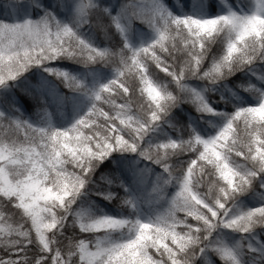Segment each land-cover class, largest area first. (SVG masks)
I'll return each instance as SVG.
<instances>
[{"label":"snow or ice","instance_id":"1","mask_svg":"<svg viewBox=\"0 0 264 264\" xmlns=\"http://www.w3.org/2000/svg\"><path fill=\"white\" fill-rule=\"evenodd\" d=\"M228 77L247 96L225 111L205 91ZM89 191L129 211L83 210ZM0 205V264H264V0H0Z\"/></svg>","mask_w":264,"mask_h":264},{"label":"trees","instance_id":"2","mask_svg":"<svg viewBox=\"0 0 264 264\" xmlns=\"http://www.w3.org/2000/svg\"><path fill=\"white\" fill-rule=\"evenodd\" d=\"M41 2L45 6H51L53 0H41ZM85 2H87V0H85ZM167 2L171 5L172 3H174V0H167ZM183 3L185 6V10L187 11L197 10V0H183ZM140 32H141V35L133 37V42L138 43L141 39L146 41L149 38H151V35H152L151 30L148 29L147 26H141ZM71 65H72L71 61H61L60 62L61 67H69ZM71 70L81 73L87 79H91V75L89 73H86L83 67L80 65H75L74 67L71 68ZM110 74H111L110 72L105 71L102 78L106 79L108 78V76H110ZM235 76L240 79V82H242L244 79H251L252 81L257 80V78L255 76H252L251 73H245L244 76H241V73H236ZM233 79H234L233 77H228L227 82L220 81V82H217L216 84L211 85L210 90L205 91L206 96L209 98V102L213 103L214 106L217 104L224 106V110L228 111L231 109V105L230 104L225 105L226 100L231 99L233 102H235L241 98L246 97L247 93L244 91V89L239 88L235 83H233ZM55 82H58V84ZM189 83H191L193 86L197 88H203L205 84L204 81H189ZM52 91L53 93L54 91H58L56 92V94H67L70 90H67L62 83L53 79ZM221 97H224V99H221ZM24 100H25V104L27 106L28 112L32 113L34 111V108L31 102L28 101L27 98H24ZM179 108L184 110L183 111L184 120L185 121L190 120L193 123V125L196 127H200L201 125H204L205 121L209 119L208 116H205L204 120H201V116L203 114L197 113L195 107L189 103H181V105H179ZM173 111H176V109H174ZM60 113H62L64 116H67L69 120L71 119V115H72L71 111L64 112L62 110H58L56 113L57 118L58 116H60L59 115ZM212 119L216 122L219 121L218 116L212 117ZM208 127L211 129V125H208ZM170 134H173V133H170ZM157 135H159V133H157ZM116 155L134 156L135 154L117 153ZM110 164H111L110 158L102 162L101 165L98 166L97 171L93 176V179L96 180L97 182L99 191H103L106 185L103 183V181L99 180L98 177L101 172H105L109 170ZM153 168L155 169V172L160 171L158 166L153 165ZM154 174L155 173H153V175ZM112 190L115 191L116 187L113 186ZM172 191H174V189L171 186H169L168 193L170 194ZM241 200L243 202V205L245 206H255V204L260 202L257 198H255L252 194H249V193H245L241 197ZM77 204L79 205L81 209L89 211V212H100L102 210L110 214H118L119 212L122 211L124 214H127V212L129 211L128 209H118L117 204L115 202L105 200L101 196L94 195L92 191L82 194V197L78 198ZM163 204H164L163 201H156L154 202L153 205L146 204L144 208L146 209L147 212L151 214L153 211L156 210L157 207H162ZM7 211H9V209L6 206L0 205V212H7ZM218 238L221 240H224L227 243L235 244L240 239V234L231 232L230 230L225 229L218 234ZM260 238L264 239V235H261ZM210 264H223V261H219L218 257H213L212 261H210Z\"/></svg>","mask_w":264,"mask_h":264},{"label":"rangeland","instance_id":"3","mask_svg":"<svg viewBox=\"0 0 264 264\" xmlns=\"http://www.w3.org/2000/svg\"><path fill=\"white\" fill-rule=\"evenodd\" d=\"M55 83H57L58 84V82H55ZM58 89V88H57ZM67 89V88H66ZM59 90V89H58ZM67 90H69V89H67ZM56 92H58V91H54V95L56 94ZM63 113V112H62ZM62 113H60L59 115L60 116H58V118L59 117H66L65 119H59V120H57V122L58 123H62V121H63V123H67L68 121H69V119H68V117L67 116H64ZM54 118H57V116L56 117H54ZM59 121H61V122H59ZM22 135V134H21ZM141 215H144V216H146V215H150V213L149 212H147L146 211V209L143 207L142 209H141ZM230 244H232V243H230Z\"/></svg>","mask_w":264,"mask_h":264}]
</instances>
